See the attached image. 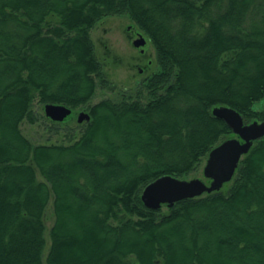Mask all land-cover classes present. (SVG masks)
I'll return each mask as SVG.
<instances>
[{
    "label": "trees",
    "instance_id": "trees-1",
    "mask_svg": "<svg viewBox=\"0 0 264 264\" xmlns=\"http://www.w3.org/2000/svg\"><path fill=\"white\" fill-rule=\"evenodd\" d=\"M126 15L156 53L134 93L114 89L90 31ZM264 100V0H0V264H264V136L221 189L147 208L234 134L212 114ZM34 101L87 106L67 142L32 143ZM51 203L52 224L45 218ZM164 207V209H162Z\"/></svg>",
    "mask_w": 264,
    "mask_h": 264
},
{
    "label": "rangeland",
    "instance_id": "rangeland-1",
    "mask_svg": "<svg viewBox=\"0 0 264 264\" xmlns=\"http://www.w3.org/2000/svg\"><path fill=\"white\" fill-rule=\"evenodd\" d=\"M130 32H127V28ZM133 33V37H131ZM140 33L146 40L147 45L145 49V60H142L139 48H135L131 41L136 39ZM90 36L94 44V51L96 57L102 63L104 74L115 85V88L110 90L107 88L97 87L93 97L88 102V105L95 104L103 99L117 100L122 94L134 93L136 89L143 86L145 78L153 74L157 69L156 53L153 45L145 36V34L133 23L126 15H113L102 18L98 21L90 31ZM148 60H151L150 66L146 72L139 74L137 66L144 65ZM46 104L34 101L33 110L37 114H44V106ZM252 108L256 111H264V100L256 101ZM72 111L70 120L60 123L52 124L45 117H39L35 123L24 121L21 124L23 134L31 140L32 143H55L67 142V132L74 131V137H78L80 128L77 122V115L79 112H88L87 106L79 108H70ZM253 121V120H252ZM259 121V120H257ZM251 122V121H249ZM205 162L193 172L188 173L180 179L201 178L202 170ZM164 209V207L162 208ZM51 203L49 202L46 209V246L44 254L46 253L49 238L48 228L52 224Z\"/></svg>",
    "mask_w": 264,
    "mask_h": 264
},
{
    "label": "water",
    "instance_id": "water-1",
    "mask_svg": "<svg viewBox=\"0 0 264 264\" xmlns=\"http://www.w3.org/2000/svg\"><path fill=\"white\" fill-rule=\"evenodd\" d=\"M145 38L140 34L135 40L137 47L144 46ZM44 112L52 120L65 121L71 117L70 107L63 104H46ZM212 114L222 119L232 130L229 137L210 150L205 160L202 177L189 180L171 175H162L149 182L141 192L143 204L150 209H159L162 205L171 207L175 202L193 198L204 193L217 191L229 182L240 162L249 152L255 140L264 136V121L245 122L241 114L227 106H216ZM90 115L79 112L77 122L88 121Z\"/></svg>",
    "mask_w": 264,
    "mask_h": 264
},
{
    "label": "flooded vegetation",
    "instance_id": "flooded-vegetation-1",
    "mask_svg": "<svg viewBox=\"0 0 264 264\" xmlns=\"http://www.w3.org/2000/svg\"><path fill=\"white\" fill-rule=\"evenodd\" d=\"M127 32L129 33L130 32V28L128 27L127 28ZM138 36L140 35V33H136ZM131 37H133V33H132V35H131ZM134 38H132V41H131V43H132V45L135 47V48H139V52H140V56L139 57H141V59L142 60H145V49L143 48V47H145L146 45H147V40H146V43H145V45L144 46H141V47H137V46H135L134 45ZM150 63H151V60H148L147 59V62L144 64V65H139L138 64V66H137V70H138V73L139 74H142V73H144V72H146V70H147V68L150 66Z\"/></svg>",
    "mask_w": 264,
    "mask_h": 264
}]
</instances>
